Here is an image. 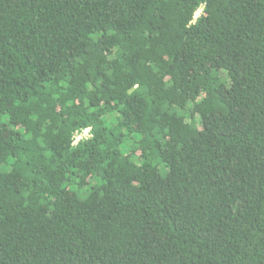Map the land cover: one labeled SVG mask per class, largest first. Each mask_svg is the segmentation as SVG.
<instances>
[{
	"label": "trees",
	"instance_id": "trees-1",
	"mask_svg": "<svg viewBox=\"0 0 264 264\" xmlns=\"http://www.w3.org/2000/svg\"><path fill=\"white\" fill-rule=\"evenodd\" d=\"M0 264H264V0H0Z\"/></svg>",
	"mask_w": 264,
	"mask_h": 264
},
{
	"label": "built area",
	"instance_id": "built-area-1",
	"mask_svg": "<svg viewBox=\"0 0 264 264\" xmlns=\"http://www.w3.org/2000/svg\"><path fill=\"white\" fill-rule=\"evenodd\" d=\"M88 130H85V131H83L81 134H78L77 136H76V138H75V142L74 143H76L78 140H80L82 137H87L88 136Z\"/></svg>",
	"mask_w": 264,
	"mask_h": 264
},
{
	"label": "rangeland",
	"instance_id": "rangeland-1",
	"mask_svg": "<svg viewBox=\"0 0 264 264\" xmlns=\"http://www.w3.org/2000/svg\"><path fill=\"white\" fill-rule=\"evenodd\" d=\"M199 13H200V11H198V12H197L196 16H198V15H199Z\"/></svg>",
	"mask_w": 264,
	"mask_h": 264
}]
</instances>
